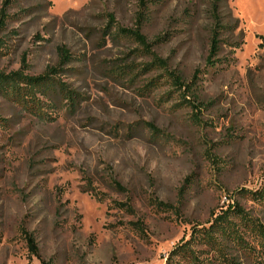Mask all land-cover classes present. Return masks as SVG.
Masks as SVG:
<instances>
[{
    "label": "rangeland",
    "instance_id": "obj_1",
    "mask_svg": "<svg viewBox=\"0 0 264 264\" xmlns=\"http://www.w3.org/2000/svg\"><path fill=\"white\" fill-rule=\"evenodd\" d=\"M211 1L0 0V70L55 68L77 99L41 118L0 93V264H166L188 240L220 264L201 229L236 204L264 224V0L222 3L240 44L215 66Z\"/></svg>",
    "mask_w": 264,
    "mask_h": 264
},
{
    "label": "trees",
    "instance_id": "obj_2",
    "mask_svg": "<svg viewBox=\"0 0 264 264\" xmlns=\"http://www.w3.org/2000/svg\"><path fill=\"white\" fill-rule=\"evenodd\" d=\"M225 0H212L210 4V14L212 19V28L210 32V52L208 62L210 65L215 66L213 58L219 56L221 49L225 44L239 46L238 41L232 40L235 36V31L240 25V19L234 17L232 12L224 14L222 11V3ZM0 20V27H2V21ZM225 33L231 35L226 38ZM135 36L145 43L144 38L135 33ZM260 38L259 46L264 49V35H258ZM160 62V60H159ZM154 62V63H159ZM212 62V63H211ZM57 69H52L47 73L38 76H30L21 71H13L9 74L0 70V93L7 98H11L13 101L21 104L29 112L35 115L46 118L47 113L45 107L54 104L55 97L60 96V100L66 104L69 109L75 108V102L77 101L74 92L69 87L60 81L54 73ZM174 84L178 88L182 86L190 87L189 84H185L178 76H174ZM55 106V105H54ZM121 187L120 183L117 185ZM93 185L88 184L86 189L88 192L94 193L96 196L100 192L95 191ZM258 200H264V191L258 190L251 193ZM99 199L101 198L98 197ZM157 207L163 211L171 209V205L164 202H157ZM136 224V222H135ZM138 228L143 231L140 222L137 223ZM200 240L208 246V254L213 253L212 259H217L220 264H239L236 258L230 256L227 252L230 244L239 246L247 255L252 256L257 264H264V224L259 219L254 218L250 212L245 210L242 206L236 204L234 207L229 206L224 213H222L215 221L208 227L201 229ZM254 238L257 247L254 243L248 241V238ZM194 241V234L192 237ZM30 253L37 257H40L39 247L35 242L34 237L27 238ZM192 241L188 240L177 245L170 253L166 264H170L172 261L183 262V264H207L200 256L199 251L194 250L191 246ZM258 251V252H257ZM42 264H53L52 260L42 261Z\"/></svg>",
    "mask_w": 264,
    "mask_h": 264
}]
</instances>
